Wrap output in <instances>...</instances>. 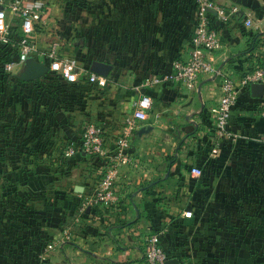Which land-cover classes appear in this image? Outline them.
Listing matches in <instances>:
<instances>
[{"label": "crops", "instance_id": "0c3cea01", "mask_svg": "<svg viewBox=\"0 0 264 264\" xmlns=\"http://www.w3.org/2000/svg\"><path fill=\"white\" fill-rule=\"evenodd\" d=\"M39 1L44 24L33 34L37 46L45 50L56 43L71 54L64 37L71 34L72 17L80 30L87 19L82 1ZM218 1L236 4L239 12L225 23L212 21L222 40L218 72L201 75L200 92L198 85L187 89L170 80L153 87L144 83L151 73H169L173 59L188 55L192 0H89V58L78 55L83 51L75 56L106 77L104 86L82 80L51 84L47 75L10 82L0 91V171L8 167L5 180L25 188L23 195H17L20 189L11 194L46 197L32 211L42 217L40 223L30 224L9 246L0 237V264H145L143 238L155 231L168 257L180 264L263 262L264 239L261 248L258 241L264 232V144L258 136L264 131L259 111L264 94L253 96L250 87L239 92L228 125L235 139H220L207 118L223 77L237 79L242 69L264 62V0ZM31 57L48 62L42 54ZM71 88L74 93H67ZM143 93L153 101L131 137L130 160L113 181L117 200L92 201L82 211L81 201L93 196L107 159L64 156L60 145L77 140L90 120L103 127L110 147ZM4 136L11 154L24 155L25 168L5 161ZM38 144L44 153L37 159Z\"/></svg>", "mask_w": 264, "mask_h": 264}, {"label": "built area", "instance_id": "2783aa9c", "mask_svg": "<svg viewBox=\"0 0 264 264\" xmlns=\"http://www.w3.org/2000/svg\"><path fill=\"white\" fill-rule=\"evenodd\" d=\"M194 5V23L189 36L190 48L185 58L177 57L171 63V70L165 75L151 73L144 83L153 87L163 81L170 80L180 83L187 89L197 87L201 75H212L218 72L216 55L222 47L219 27L212 24L214 19L220 23L231 20L239 12L236 4H226L218 0H192ZM43 2L35 1L28 5L23 0H0V78L15 81V70L32 54H42L48 62V70L44 75L75 83L81 79L90 85L104 86L106 77L90 69H86L79 58L72 54H64L59 45L39 49L33 38L36 28L43 26ZM245 23L250 24L249 17ZM12 77V78H10ZM43 77V76H42ZM264 84V62L242 69L237 79L230 76L222 78L220 94L207 118L210 127L220 139L228 137L235 139L236 134L229 130L232 120V109L243 89H248L251 83ZM1 85V84H0ZM150 93H143L134 105L133 110L126 114L120 124L112 145H106L105 132L101 125L87 121L79 131L77 140L66 139L60 145L63 155H75L79 152L95 157H105L107 168L97 181L93 196L82 199V211L92 201L113 203L117 200L113 181L121 165L129 162L128 147L139 121L147 116L151 108ZM260 114L264 116V99L260 102ZM259 140L264 142V131L259 134ZM196 173L199 169L192 168ZM143 253L145 264H167V252L160 242L158 231L150 232L143 238Z\"/></svg>", "mask_w": 264, "mask_h": 264}, {"label": "rangeland", "instance_id": "374dc122", "mask_svg": "<svg viewBox=\"0 0 264 264\" xmlns=\"http://www.w3.org/2000/svg\"><path fill=\"white\" fill-rule=\"evenodd\" d=\"M64 1H67L68 3H71V2L73 3L74 1H77V0H64ZM81 1H82L81 8L84 9L85 13L87 14V19L86 21L82 23L83 26L81 27V30H80L79 21L75 20L76 18L73 19L72 17V20L69 21L68 23V26H70L69 28L71 29V34L68 35L67 37H64V43L69 47V52L72 55L76 54L75 51H83V52H78L79 53L78 55H81L82 53H84L83 59L86 60L87 58H89V54L85 53V50L88 51L89 43H90V37H89L90 18L88 16L90 14V9H89L90 4H89V0H81ZM71 6L72 8L76 7V5H73V4H71ZM79 33H82V36H79ZM80 37H83V39H81ZM81 40H82V44L80 45ZM49 78L51 79V82H50L51 84L52 83L57 84L60 81L56 78H51V77ZM79 81H81V79H79ZM66 92L70 94L74 93L72 88L67 90ZM8 109L4 108V110L2 111L1 114L4 117H7L8 115L7 112H9ZM1 141L4 147L3 156L5 158V161L6 159L9 160L11 158L14 162L20 163L19 165L25 168V165L27 163H24V161L21 160L22 157H24V155H22L21 153H17L16 155L15 151L12 154L10 153V150L8 149V143H6L10 141L9 138L8 137L6 138V136H4ZM36 147L38 148V149L35 148V153H37V156H38L37 159L41 158V155L43 157L44 151L40 148V144L36 145ZM52 152H53L52 154L54 155H51V156L54 157L56 154V151L52 150ZM14 158H17V160L15 161ZM4 165L6 164L4 163ZM7 169L8 167L2 166L1 170L7 172ZM11 183L13 182L5 181V180L0 182V237L1 239L5 240L4 244L8 246L13 244L12 241L16 240L18 236H20L21 234H26L27 233L26 229H30L28 228L30 224L38 223V222L40 223L42 221V217L39 216L38 213L32 212V211L34 209H37L38 207H41L43 205L44 199H46V197L40 193H30L28 194L27 198L19 197V196H16L15 194H11L14 192V191L8 192L9 191L8 189L10 188ZM38 185H41V184L38 183ZM16 189L17 191L19 189L21 191L20 194H17V195H23L26 193L25 188L23 187L21 188L17 187ZM258 233L260 234L261 230H259ZM260 238L264 239V232H263V235H259V241H258L259 248H261V245H262V243H260L261 242ZM262 263L264 264V260ZM262 263L260 262V264Z\"/></svg>", "mask_w": 264, "mask_h": 264}, {"label": "water", "instance_id": "95a60500", "mask_svg": "<svg viewBox=\"0 0 264 264\" xmlns=\"http://www.w3.org/2000/svg\"><path fill=\"white\" fill-rule=\"evenodd\" d=\"M48 70V65L45 62L34 59L29 56L24 63L23 68L19 71V73L15 74L16 77L22 80H34L41 76H43ZM213 78V77H212ZM201 82L198 85L197 90L200 92ZM250 92L253 96H262L264 94V84L254 82L250 85ZM203 107V102L201 103V108ZM138 129L136 130V132ZM167 264H180L176 257H168L166 260Z\"/></svg>", "mask_w": 264, "mask_h": 264}, {"label": "trees", "instance_id": "16d2710c", "mask_svg": "<svg viewBox=\"0 0 264 264\" xmlns=\"http://www.w3.org/2000/svg\"><path fill=\"white\" fill-rule=\"evenodd\" d=\"M43 76H47V75H43ZM49 77H51V78H54V77H52L51 75H48ZM10 78H12V77H10ZM13 79L15 80L14 82L13 81H10V79L9 78H7V79H5V80H3V78H0V91H2L3 89H4V86L5 85H9V83L11 82V83H25V82H29V80H22V79H19V78H17V77H13ZM57 81V80H56ZM263 144H264V142H262ZM33 153V152H32ZM60 153H62L63 154V151H62V149L60 150ZM78 154H82V155H85V154H83V153H81V152H79ZM59 159H60V157H59ZM3 173H4V171H0V177L3 179L4 178V180H5V177L3 176ZM5 181H7V180H5ZM9 181V180H8ZM16 189V184L15 183H11V185H10V188L8 189L9 191L8 192H12V191H14ZM247 264H260V261L258 260V261H249Z\"/></svg>", "mask_w": 264, "mask_h": 264}]
</instances>
